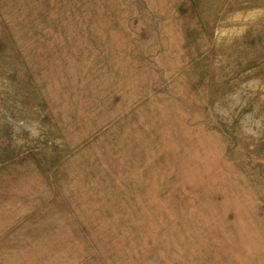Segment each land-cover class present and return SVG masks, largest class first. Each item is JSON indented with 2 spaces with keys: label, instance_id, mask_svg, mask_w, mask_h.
<instances>
[{
  "label": "rangeland",
  "instance_id": "rangeland-1",
  "mask_svg": "<svg viewBox=\"0 0 264 264\" xmlns=\"http://www.w3.org/2000/svg\"><path fill=\"white\" fill-rule=\"evenodd\" d=\"M0 264H264V0H0Z\"/></svg>",
  "mask_w": 264,
  "mask_h": 264
},
{
  "label": "bare ground",
  "instance_id": "bare-ground-1",
  "mask_svg": "<svg viewBox=\"0 0 264 264\" xmlns=\"http://www.w3.org/2000/svg\"><path fill=\"white\" fill-rule=\"evenodd\" d=\"M5 187V186H4Z\"/></svg>",
  "mask_w": 264,
  "mask_h": 264
}]
</instances>
